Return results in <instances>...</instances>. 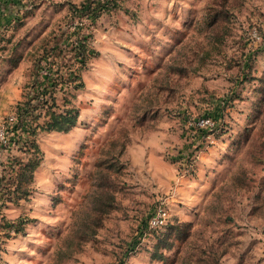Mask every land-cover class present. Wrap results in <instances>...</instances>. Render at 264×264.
I'll return each instance as SVG.
<instances>
[{
  "label": "rangeland",
  "instance_id": "374dc122",
  "mask_svg": "<svg viewBox=\"0 0 264 264\" xmlns=\"http://www.w3.org/2000/svg\"><path fill=\"white\" fill-rule=\"evenodd\" d=\"M4 14L0 134L45 50L78 31L93 55L76 127L40 133L29 199H0V264H264V0H10ZM157 205L184 229L171 247L148 226Z\"/></svg>",
  "mask_w": 264,
  "mask_h": 264
},
{
  "label": "trees",
  "instance_id": "16d2710c",
  "mask_svg": "<svg viewBox=\"0 0 264 264\" xmlns=\"http://www.w3.org/2000/svg\"><path fill=\"white\" fill-rule=\"evenodd\" d=\"M95 10L89 4L81 8L73 7L74 14ZM71 36L73 39L69 43L63 46L55 44L37 60L35 72L22 100L15 106L13 116L5 122L4 138L0 143V149L8 153L6 162H0V199L5 205L18 207L20 202L29 199L34 172L42 161L38 135L51 132L66 134L78 123L80 112L72 99L76 91L84 87L81 72L86 70L93 52L90 50L89 34L76 31ZM43 61L47 63V70L41 74ZM58 95H61V103ZM22 222L19 217L16 222L9 224V230L21 232ZM181 227L166 224L164 230L169 228L170 231L159 238L158 245L171 247L168 242L171 233L180 234L184 230Z\"/></svg>",
  "mask_w": 264,
  "mask_h": 264
},
{
  "label": "built area",
  "instance_id": "2783aa9c",
  "mask_svg": "<svg viewBox=\"0 0 264 264\" xmlns=\"http://www.w3.org/2000/svg\"><path fill=\"white\" fill-rule=\"evenodd\" d=\"M8 0H0V22L1 25L5 22L3 19H5V6H7ZM1 27V26H0ZM1 31V30H0ZM197 124L202 128H208L212 124L209 119H202ZM0 139L3 140V132L0 134ZM168 214L165 211L164 207L162 205H157L154 207V210L152 212V215L148 219V226L149 228L156 229L166 226V220H167Z\"/></svg>",
  "mask_w": 264,
  "mask_h": 264
},
{
  "label": "crops",
  "instance_id": "0c3cea01",
  "mask_svg": "<svg viewBox=\"0 0 264 264\" xmlns=\"http://www.w3.org/2000/svg\"><path fill=\"white\" fill-rule=\"evenodd\" d=\"M0 26H1V22H0Z\"/></svg>",
  "mask_w": 264,
  "mask_h": 264
}]
</instances>
